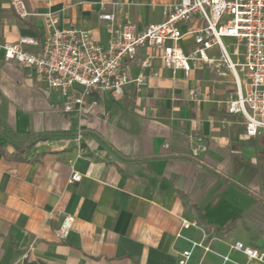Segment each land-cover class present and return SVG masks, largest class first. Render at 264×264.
I'll return each mask as SVG.
<instances>
[{"label": "crops", "instance_id": "0c3cea01", "mask_svg": "<svg viewBox=\"0 0 264 264\" xmlns=\"http://www.w3.org/2000/svg\"><path fill=\"white\" fill-rule=\"evenodd\" d=\"M25 1L32 15L22 19L0 0L1 40L43 41L52 11L60 28L88 29L107 45L100 15L114 3L142 28L179 0ZM203 23L196 15L182 29ZM180 44L189 52L193 37ZM138 58L150 65L133 61L130 72L149 76V86L130 85L119 98L94 91L80 114L0 49V264H178L189 249L188 264H263L230 248L241 241L264 252V134L247 135L243 117L228 112L233 75L206 66L186 76L151 47ZM74 171L82 179L70 183ZM66 215L75 221L63 239Z\"/></svg>", "mask_w": 264, "mask_h": 264}, {"label": "built area", "instance_id": "2783aa9c", "mask_svg": "<svg viewBox=\"0 0 264 264\" xmlns=\"http://www.w3.org/2000/svg\"><path fill=\"white\" fill-rule=\"evenodd\" d=\"M114 5L115 11L100 15L109 22L111 37L107 45L101 44L88 29L60 28L58 14L49 11L44 14L47 34L43 41L32 36L18 41L0 39V49L6 60L32 68L50 89L62 93L66 97V111L77 110L80 114L89 111L85 101L94 91L119 98L130 85L138 89L149 86V76L130 72L133 61L138 60L143 67L150 65L148 59L138 58L142 48L156 49L165 67L183 71L186 76L206 66L226 75V68L236 86L235 97L227 102L228 112L243 117L247 135L264 134V0H179L164 11L162 22L142 28L132 20H122L123 5ZM11 6L22 19L32 15L25 0H11ZM196 15L203 25L184 31L182 24ZM187 36L194 40L189 52L180 44ZM226 38L234 40L233 53ZM30 46L39 49L34 52ZM234 56L240 59L236 61ZM75 85L83 87L81 93L75 92ZM191 94L197 96L194 91ZM81 179L82 174L74 171L69 182ZM74 221L72 215L64 217L58 232L61 238L69 235ZM198 246L210 250L203 242L193 243V248ZM230 248L264 264V252L253 246L238 241ZM191 255L192 249L183 251L178 264H188ZM224 258L229 260L228 256Z\"/></svg>", "mask_w": 264, "mask_h": 264}, {"label": "rangeland", "instance_id": "374dc122", "mask_svg": "<svg viewBox=\"0 0 264 264\" xmlns=\"http://www.w3.org/2000/svg\"><path fill=\"white\" fill-rule=\"evenodd\" d=\"M225 43L227 45H230L229 50H230L231 53H233V51L235 49L234 44H233L234 43V40L233 39H225ZM241 49H243V48H241ZM231 79H232L231 76L226 77L227 83L229 84L228 87L234 86V84L231 81ZM75 86H77L78 88H81L83 90V87L82 86H79V85H75Z\"/></svg>", "mask_w": 264, "mask_h": 264}, {"label": "trees", "instance_id": "16d2710c", "mask_svg": "<svg viewBox=\"0 0 264 264\" xmlns=\"http://www.w3.org/2000/svg\"><path fill=\"white\" fill-rule=\"evenodd\" d=\"M59 134H40V135H37V139H39V140H44V141H46V140H49L50 138H52V137H56V136H58Z\"/></svg>", "mask_w": 264, "mask_h": 264}]
</instances>
